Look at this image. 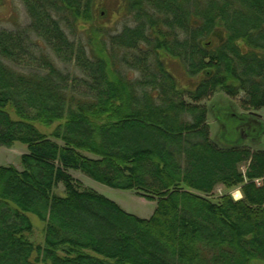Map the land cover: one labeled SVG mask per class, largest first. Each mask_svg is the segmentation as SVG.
<instances>
[{
  "label": "trees",
  "instance_id": "1",
  "mask_svg": "<svg viewBox=\"0 0 264 264\" xmlns=\"http://www.w3.org/2000/svg\"><path fill=\"white\" fill-rule=\"evenodd\" d=\"M20 1L29 24L0 28V148L28 151L0 165V264H264V0H123L135 24L113 35L100 0ZM216 94L244 95L240 143L211 135Z\"/></svg>",
  "mask_w": 264,
  "mask_h": 264
},
{
  "label": "rangeland",
  "instance_id": "2",
  "mask_svg": "<svg viewBox=\"0 0 264 264\" xmlns=\"http://www.w3.org/2000/svg\"><path fill=\"white\" fill-rule=\"evenodd\" d=\"M125 10L126 9L123 0H100L98 6V15L95 21L96 26L98 28L103 27L109 35L119 33L125 25L134 26L135 22L129 16V14H127L128 12L125 13ZM27 24H29V19L27 20L25 7L20 0H0V28L14 29L17 27V25L25 26ZM87 26L89 27V25ZM89 34L90 31L85 33V35L80 33L78 36L87 37ZM171 67L180 82L186 85H192L195 83V79L187 78L186 71L179 62L175 61ZM126 73L127 75L130 74L129 72ZM242 99H244V95H240L235 100L229 99L227 101L224 94H216L212 99L205 100L202 103L203 105H207L209 109H213L208 117L211 135L214 139H218L219 137L220 139L218 141L222 144L231 145L240 143L242 141L241 133H239L237 129L238 120L233 118V115L235 114L239 115L246 113L243 111L240 105ZM228 102H230L235 109V112L231 113V119H229V110L226 108V106H229L230 104ZM216 104H220V106L218 107ZM259 113L264 119V109ZM221 125H223V127ZM36 127L42 133L51 134L55 126L48 129L42 124H36ZM262 141L264 143V136ZM27 151V146L22 143H16L11 148H0V165H13L19 170H23L24 168L21 159L22 156L27 153ZM72 175L77 180H80L87 188H91L106 198L116 202L129 214L142 219H149L154 214L156 209L155 202L148 201L145 198L139 197L130 191L116 190L100 184L79 171H72ZM239 191L240 189H234L230 191V195L235 201L239 200ZM58 192L63 194V185H60V190ZM225 193H227V190L223 186H219L216 188L212 199L217 200ZM42 231V226L36 221V230L31 236L35 244H42Z\"/></svg>",
  "mask_w": 264,
  "mask_h": 264
}]
</instances>
